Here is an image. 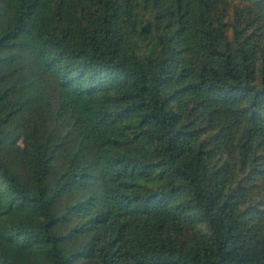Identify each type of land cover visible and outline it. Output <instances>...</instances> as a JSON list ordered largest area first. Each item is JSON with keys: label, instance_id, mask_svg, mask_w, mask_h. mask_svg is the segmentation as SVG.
Listing matches in <instances>:
<instances>
[{"label": "trees", "instance_id": "trees-1", "mask_svg": "<svg viewBox=\"0 0 264 264\" xmlns=\"http://www.w3.org/2000/svg\"><path fill=\"white\" fill-rule=\"evenodd\" d=\"M0 264H264V0H0Z\"/></svg>", "mask_w": 264, "mask_h": 264}]
</instances>
